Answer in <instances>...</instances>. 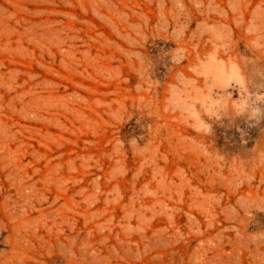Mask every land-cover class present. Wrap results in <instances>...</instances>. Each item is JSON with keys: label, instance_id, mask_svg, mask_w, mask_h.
Returning <instances> with one entry per match:
<instances>
[{"label": "rangeland", "instance_id": "obj_1", "mask_svg": "<svg viewBox=\"0 0 264 264\" xmlns=\"http://www.w3.org/2000/svg\"><path fill=\"white\" fill-rule=\"evenodd\" d=\"M260 75L264 0H0V264H264Z\"/></svg>", "mask_w": 264, "mask_h": 264}, {"label": "clouds", "instance_id": "obj_2", "mask_svg": "<svg viewBox=\"0 0 264 264\" xmlns=\"http://www.w3.org/2000/svg\"><path fill=\"white\" fill-rule=\"evenodd\" d=\"M260 78V82L258 83L255 81L249 83L247 79H245L243 85L233 81L232 87L229 89L235 88L239 93L238 98L234 99L232 96L229 104L220 108L219 111L214 114V118L222 120L225 117H243L249 127L255 126L264 120V75H260ZM229 89L220 91L231 95L232 92H230ZM237 130L243 137L244 130L239 128Z\"/></svg>", "mask_w": 264, "mask_h": 264}]
</instances>
